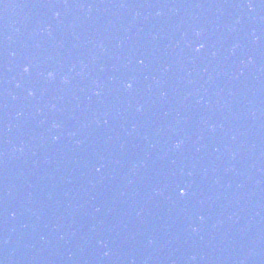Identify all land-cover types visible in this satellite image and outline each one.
I'll use <instances>...</instances> for the list:
<instances>
[{
    "label": "water",
    "instance_id": "1",
    "mask_svg": "<svg viewBox=\"0 0 264 264\" xmlns=\"http://www.w3.org/2000/svg\"><path fill=\"white\" fill-rule=\"evenodd\" d=\"M0 264H264V0H0Z\"/></svg>",
    "mask_w": 264,
    "mask_h": 264
},
{
    "label": "snow or ice",
    "instance_id": "2",
    "mask_svg": "<svg viewBox=\"0 0 264 264\" xmlns=\"http://www.w3.org/2000/svg\"><path fill=\"white\" fill-rule=\"evenodd\" d=\"M25 71H27V69H25ZM128 87L129 88H131L132 87V85L131 84H129L128 85ZM186 194V190H184V189H181V195H185Z\"/></svg>",
    "mask_w": 264,
    "mask_h": 264
},
{
    "label": "clouds",
    "instance_id": "3",
    "mask_svg": "<svg viewBox=\"0 0 264 264\" xmlns=\"http://www.w3.org/2000/svg\"><path fill=\"white\" fill-rule=\"evenodd\" d=\"M26 69H27V68H26ZM48 75H49V77H51V76H52V73H49Z\"/></svg>",
    "mask_w": 264,
    "mask_h": 264
}]
</instances>
